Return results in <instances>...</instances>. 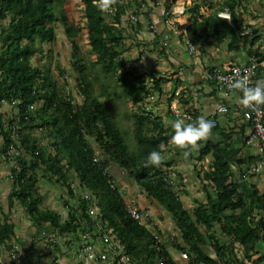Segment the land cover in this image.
<instances>
[{
	"label": "trees",
	"instance_id": "trees-1",
	"mask_svg": "<svg viewBox=\"0 0 264 264\" xmlns=\"http://www.w3.org/2000/svg\"><path fill=\"white\" fill-rule=\"evenodd\" d=\"M176 1L166 0V5L170 7ZM250 1L207 2L206 12L202 11L201 4L195 3L190 8L187 35L204 50L211 45L220 46L227 39L229 51L253 47L260 38L259 30L254 28L250 33H243L240 26L243 10ZM82 2L88 43L95 57L84 62L75 39L81 27L69 25L66 31L79 73L78 88L85 95L84 102L77 103L69 93L60 90L50 69L32 62L36 54L43 52V43L57 38L56 22L69 23L63 0H0V20L7 21L0 33V108L5 102H11L18 109L16 115L9 117V122L5 120L8 116L0 111L3 152L15 161L9 210L17 200L40 229L49 224L61 235L78 234L80 209L88 221L94 223L85 213L87 201L71 187L78 178L81 186L96 196L101 220L117 234L135 263L178 264L154 233L127 211L122 189L113 173V167H117L172 214L182 239L174 247L187 253L190 264H246V260L261 264L263 257L254 259V256L258 254V243L264 240V194L253 191L248 197L241 191L233 180L220 143L207 141L201 150L202 157L212 156L210 169L203 179L208 181V187L214 188L216 196L209 193L208 201L198 202L193 210L184 206L175 191L164 160L159 168L143 167L147 154L161 144L167 145L172 133L159 115L145 109L149 96L162 91L165 77L153 74L150 86L142 79L143 75L122 58L125 42L122 23L129 2L114 0L111 20L98 10L96 0ZM224 8L231 11L232 21L218 17V11ZM249 53L264 56L259 48ZM256 77L257 74L254 79ZM96 84L103 86L102 94L109 98L107 104L93 96ZM117 87L122 92L119 96L136 107L133 114L135 147L130 146L115 119L119 102L114 99ZM32 105H35L34 111ZM36 127L47 133L51 152L41 146L40 138L33 133ZM92 138H96L97 147ZM11 148L18 153L10 154ZM164 151L163 148L162 155ZM96 157L99 160L96 161ZM40 170L49 179L56 178L67 186L70 195L78 196V205L66 202L69 215L65 221L57 210L41 208L44 197L39 190ZM15 227L10 214L6 215L0 223V243L12 239ZM223 236L231 240L224 242ZM235 243L241 246L242 258L237 255ZM206 246L212 247L216 257L206 251Z\"/></svg>",
	"mask_w": 264,
	"mask_h": 264
},
{
	"label": "crops",
	"instance_id": "crops-1",
	"mask_svg": "<svg viewBox=\"0 0 264 264\" xmlns=\"http://www.w3.org/2000/svg\"><path fill=\"white\" fill-rule=\"evenodd\" d=\"M260 8L258 10H260ZM154 15V13L151 14V12H147L150 22H153L154 18L157 16ZM191 15V12L188 11L187 14L180 19V22L184 25L182 24L179 26V30H174L172 32L171 46L167 49L161 48L159 39L155 37L151 31H146V27L142 25V22L137 26V34L139 37L148 40L150 43L149 47L157 51V53H145L143 56L144 58L141 59L143 65L140 63L145 69H141V71L165 77L162 83V91L157 92L159 100L155 104L154 111L161 117L163 123L167 127H169L167 121L175 119L173 110L176 108L192 111L197 117L201 115L206 118L215 117L218 121V126L212 129L211 138L207 141L221 144V147L225 151V159L230 165L233 180L239 185L244 194L250 197L253 191H258L259 194L262 195L264 194V171L261 173L250 172L251 168L258 164L261 159V149L257 145H249L247 143V138L251 131V124L245 113L239 114L235 111V107L239 104L237 102L239 96L236 93L227 95L225 91L220 89L216 84L207 81L205 74L211 66L223 65L230 62L238 64L247 63L249 57L253 54L249 53L251 49L254 50L259 48V50L262 51L264 49V17H257L254 21L248 23L256 26L260 34L259 40L253 47L251 46L241 51H227L223 48H217L211 45L207 47V50H204L201 45L198 44L200 53L196 56H192L188 53L184 40V33L187 32L186 30ZM157 18L158 16L155 18L158 21ZM157 24L160 28H163L161 20L158 21ZM240 26L241 30L247 27L243 20ZM122 58L124 59L123 53ZM150 59H152V61H149ZM258 79H264V66L259 68L255 82ZM221 106H227L228 111L220 112L219 108ZM207 141L202 142L199 150L194 152L187 159L183 158L179 152L173 148L170 142L164 145L165 151L163 153V160L167 163L166 169L168 177L175 191L178 192L183 201L184 206L189 210H193L198 202H207L209 193L213 197L216 196L214 188L212 186L208 187V181L203 179V175L210 169L212 161L211 155H206L205 157L201 155V150ZM3 155L4 158L10 159L7 158L5 154ZM13 163H8L7 161L0 163V194L4 192V197H8L12 189V184H10V182V190H5L4 186L7 180L6 177L8 175L11 177V171L14 167ZM113 173L116 176L118 185H120L123 190L126 201H135L141 209L149 211L152 216L159 212L166 217L165 221H161L159 234L169 235L176 230L180 233L172 214L154 197L149 196L134 179H132V181L131 179H127L125 176L126 172L120 171L117 167H113ZM3 199L4 198L0 199V223L4 221L5 216L8 214H10L11 220L15 223L17 218L15 214L16 211L15 209L10 211L8 208L9 206H5V201ZM17 228L16 225V234L10 241H7V243H0V264H15L11 259V254L15 251V248H19L20 240L24 239ZM44 229V235H47V233L51 231V240L60 241L59 238H61L62 235L58 229H53L49 224H46ZM151 231L155 236H158L153 230ZM67 235L68 237L66 238L70 241L74 253V258L71 263L67 255L60 257L57 253L50 254V250L48 249L49 245L44 243V241L40 244H34L33 246L30 244L24 247V251H21V249H18V251L22 253L26 264H78L76 253L81 237L79 233H69L66 234V236ZM164 235L159 238L161 239V243L170 251L174 260L178 264H190L189 258L188 260H183L178 257V254L175 253V243L167 241L165 237H163ZM45 240L49 241V238L47 237ZM222 240L226 242L230 241L231 238L223 236ZM235 245L237 255L242 258L243 251L241 246L238 243H235ZM257 249L258 254L254 256V259L263 257L261 264H264V240L258 243ZM206 251L216 257V253L211 246H206ZM44 254H48V256ZM246 264H253V262L251 260H246Z\"/></svg>",
	"mask_w": 264,
	"mask_h": 264
},
{
	"label": "rangeland",
	"instance_id": "rangeland-1",
	"mask_svg": "<svg viewBox=\"0 0 264 264\" xmlns=\"http://www.w3.org/2000/svg\"><path fill=\"white\" fill-rule=\"evenodd\" d=\"M121 1L124 3L127 1L129 2V8H128L129 13L136 9L139 8L141 9L140 16L142 19V25L146 27V31L150 32V28H149L150 19L147 16V12L149 11L151 12V14L154 13L155 15H157L156 8L158 7V1L161 0H121ZM63 2H64L66 14L69 17V23L66 24L61 20L56 22L57 38L53 42L43 43L42 44L43 52L36 54L32 58V62L43 69H50L53 76V80L56 81L60 90L64 91L66 94L69 93L70 97L74 99V101H76L77 103H82L84 102L85 95L78 88L77 77L79 73L74 66L73 46L71 39L66 31L69 25L75 27H81V31L79 34L75 36V39L78 41L80 47L79 55L83 58L84 62L88 63L89 59L91 58L94 59L95 56L94 54L91 53V47L88 43V38H87L88 31L86 28L85 4L82 2V0H63ZM140 3H141V7L139 6ZM191 7L192 6L190 5L189 9ZM259 8L260 10H258ZM128 14L124 16V23L122 24L124 26L123 35L125 36V42L122 53L124 54V59L126 61V64H128L132 68H135L137 72L143 75L142 79L150 83L153 79V74L145 71L142 72L141 69H145V67L143 68V66H141L140 63H141V59L144 58L143 56L145 55V53H157V51L156 49H151V47H149L150 43L148 42V40L139 37V35L137 34L138 25L136 26L132 25L130 22L127 21ZM112 17L113 16L108 17V19L111 20ZM257 17H264V0H251L248 3L247 8L243 10L242 20L244 21V24L247 25L246 28L248 27L256 28V26L250 25L248 23L254 21V19H256ZM158 21H160V19H158ZM6 23L7 21L0 20V33L3 25H5ZM228 45H229V39H227L220 46H216V47L223 48L229 51ZM212 46L215 47V45ZM149 61H152V59H150ZM90 71L93 72L94 69L92 70L91 68ZM102 88L103 86L101 84H96L92 94L93 96L100 97L107 104L109 98L102 94ZM114 93L116 94L114 95V99H116L115 102L119 100V102L117 103L118 107L115 108V119L119 127L122 129V131L125 132L126 139L130 144V146L135 147L136 142L133 135V129H134L133 114L136 111V107L130 104L129 102L127 103L122 96H119V94L121 95L122 92L121 89H119L118 87L115 88ZM0 111H3V113H5L8 116L5 117V120L9 122V117L16 115L18 109L16 108L15 104L11 102H5L3 107L0 108ZM33 133L40 138L41 146L46 148L48 152H51L52 148L49 145V140L45 130H42L40 127H36L33 130ZM91 141L96 147L98 146L96 138H92ZM3 145H4V140L0 138V163L7 161L8 163L14 162L13 164L15 165V161L13 159L4 158ZM97 150L98 153L101 154V151L99 149ZM39 174H40L39 190L44 197V201L41 205V208L42 209L49 208V209L57 210L58 212H60L61 220L65 221L66 219H68V215H69V207L67 206L66 202L70 203L71 205H78L79 203L78 196H80L79 192L76 193L78 196H72L69 194L67 186H65L62 182H57L56 178H53V180L49 179L47 176H44V172L42 170L39 171ZM125 176L127 177V179H131L132 181L133 178L128 173H126ZM6 178L7 180L5 181L4 187L5 190L6 189L10 190L9 187L10 184H12V179L10 175H8ZM74 181L80 182L78 178H75L73 182ZM3 194L4 192L0 194V199L4 198L3 200L5 201V206L8 207L9 196L4 197ZM14 209L16 211L15 214L17 217L15 222L18 227L17 230L20 233V235L23 236L24 238L20 240L21 243L18 241L19 248H15V251H18V249L24 251L25 246H28L30 244L33 246L34 244H40L41 242L44 241V243L49 245L48 249L50 250V254L57 253L58 256L60 257L67 255L68 259L70 260V263L73 261L74 258L73 247L72 245H70L71 244L70 241L67 240L66 238L68 237V235L67 236L62 235L61 238H59L60 241H53L51 240L52 237L50 236L52 232L49 231L47 235H44L43 230L45 229L44 228L40 229L38 227L36 222L33 221L30 214L26 210H24V208L20 205V203L17 200H15L14 205L12 207V210ZM162 220L165 221L166 217L158 212L152 216V219L148 220V224L145 223L143 224L146 225L149 229L153 230L158 235L156 237L161 238V236L164 235V234L162 235L159 234V227H161L160 225ZM47 237L49 238V241L45 240ZM163 237H165V239L167 241H170L171 243H176V242L178 243L182 241L180 233L177 230L169 235H164ZM175 253L178 254V257L180 259L188 260V258H185L183 256L184 251L175 250ZM44 255L48 256V254H44ZM134 264L137 263L134 262Z\"/></svg>",
	"mask_w": 264,
	"mask_h": 264
},
{
	"label": "built area",
	"instance_id": "built-area-1",
	"mask_svg": "<svg viewBox=\"0 0 264 264\" xmlns=\"http://www.w3.org/2000/svg\"><path fill=\"white\" fill-rule=\"evenodd\" d=\"M207 2L217 3L219 0H177L170 7L166 5V0L158 1L156 12L158 19H160L163 24V28L158 26L156 19L149 23V28L152 34L159 39V44L162 49H167L171 46V34L174 30H179V26L183 24L180 22V19L190 11V5L194 6L195 3H199L202 5V11L206 12ZM139 6L141 7V3ZM140 11V8L130 13L128 10L127 14H129L127 16V21L135 26L141 23ZM113 14V8L107 13L104 12L107 18L111 17ZM217 14L219 18L225 21H232V13L228 8L220 9ZM253 29V27H248L243 30V33H250ZM184 40L190 55L196 56L200 53L198 43L191 39L187 35V32L184 33ZM262 51L264 52V49ZM262 66H264V56L261 57L258 54H252L247 63L238 64L230 62L223 65L211 66L208 68L205 77L207 81L216 84L228 95L235 93L230 88V85L233 80L238 77L246 76L248 78V83L250 85L254 84V77ZM152 81L149 83L150 86L153 84ZM157 94L156 92L149 96L148 103L145 107L146 111L148 113L151 112L153 115H156L154 107L159 100ZM31 110H35V105L31 106ZM219 111L227 112L228 107L221 106ZM235 111L239 114L245 113L250 121L251 131L247 138V143L249 145H257L261 149V159L258 164L251 168L250 172L261 173L264 171V106L253 110L244 108L242 105L238 104L235 107ZM173 116L175 119L183 118L188 121L196 119L194 112L178 108L173 110ZM207 119L212 123V129L218 126V121L215 117H207ZM9 153L17 154L18 152L11 148ZM95 160L97 161L99 158L96 157ZM112 186L115 187L116 183L113 182ZM71 187L75 192H79L80 196L87 201L85 213L94 222L91 224L84 216V212L81 209L78 211L77 223L80 224L79 235L81 237L76 253L78 264H134L131 255L127 252L117 234L101 220L100 208L96 196L89 189L83 188L81 182L74 181L71 183ZM121 193L124 196L123 190H121ZM125 202L127 211L131 217L138 222L148 224V220L152 219L150 212L141 209L135 201L125 200ZM157 238L161 242V239L159 237ZM183 256L188 258L187 253H183ZM11 259L15 264H26L20 251L13 252L11 254ZM201 264L204 263L202 262Z\"/></svg>",
	"mask_w": 264,
	"mask_h": 264
},
{
	"label": "clouds",
	"instance_id": "clouds-1",
	"mask_svg": "<svg viewBox=\"0 0 264 264\" xmlns=\"http://www.w3.org/2000/svg\"><path fill=\"white\" fill-rule=\"evenodd\" d=\"M114 0H96V7L101 12H109L112 9ZM230 88L239 96L238 103L247 109H258L264 106V79H258L254 84L248 83L246 76L233 80ZM172 133L169 139L170 144L179 154L187 159L194 152H197L202 142L211 138L212 123L203 115L195 120L176 118L167 121ZM161 144L158 149L151 150L143 160L144 168H159L164 156Z\"/></svg>",
	"mask_w": 264,
	"mask_h": 264
}]
</instances>
